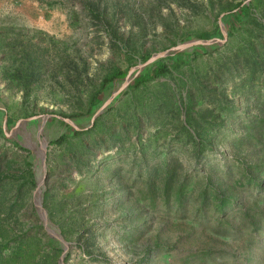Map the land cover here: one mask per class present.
Instances as JSON below:
<instances>
[{"label": "rangeland", "instance_id": "1", "mask_svg": "<svg viewBox=\"0 0 264 264\" xmlns=\"http://www.w3.org/2000/svg\"><path fill=\"white\" fill-rule=\"evenodd\" d=\"M0 109V264H264V0H0Z\"/></svg>", "mask_w": 264, "mask_h": 264}, {"label": "water", "instance_id": "2", "mask_svg": "<svg viewBox=\"0 0 264 264\" xmlns=\"http://www.w3.org/2000/svg\"><path fill=\"white\" fill-rule=\"evenodd\" d=\"M249 0H246V2ZM219 25L222 29V39H215V38H210V39H201V38H194L188 41H184L182 43H178L177 45L165 50V51H159L156 52L154 54H152L151 56H149L144 62H140L139 64H137L134 67H131L128 71L127 74L125 75V77L123 78V82L120 85V87L115 90L96 110L95 112L92 114L91 119H90V124L88 127L93 126L95 119L104 111V109L111 103V101L113 100V98L121 92V90L123 88H125L131 78L133 77V72L134 71H140L142 68L150 65L151 63H153L154 61H156L158 58L161 57H165L167 55H169L170 53H175V52H179L182 51L186 48L192 47V46H196V45H202V46H207V45H212V44H218L221 45L223 43H225V41L227 40L228 37V33L227 30L223 24V22L221 20H219ZM59 118L63 121H65L66 123L70 124L72 127H74L75 129H78V127L71 121V119L66 118V117H61L59 116ZM6 116H4L3 119V126L5 125V121H6ZM26 120V119H25ZM21 120H17L15 123V126L20 122Z\"/></svg>", "mask_w": 264, "mask_h": 264}, {"label": "trees", "instance_id": "3", "mask_svg": "<svg viewBox=\"0 0 264 264\" xmlns=\"http://www.w3.org/2000/svg\"><path fill=\"white\" fill-rule=\"evenodd\" d=\"M239 6V5H238ZM237 6V7H238ZM207 36L205 35H198V38L201 39H205ZM205 50V49H204ZM129 69H124V70H114L111 74L106 75L100 83V87L99 90H101L102 88H104L109 82L113 81L114 79H123L125 77V75L127 74V71ZM168 72V67L162 63V62H158L155 66H153L146 75L144 74H137V76H135V78L130 82L129 86L131 87H137L140 84H142L144 81L150 79V78H156L159 77L165 73ZM98 90V92L96 94H94V96L91 98V105L90 107H93L96 103H97V96L100 93V91ZM0 113H2L1 109H0ZM7 122H10V119L7 118L6 120ZM64 135H60L55 142L56 143H60L63 141L64 139Z\"/></svg>", "mask_w": 264, "mask_h": 264}]
</instances>
